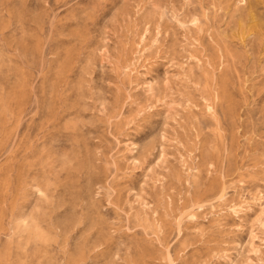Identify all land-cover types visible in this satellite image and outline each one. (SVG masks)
I'll use <instances>...</instances> for the list:
<instances>
[{
	"label": "rangeland",
	"instance_id": "374dc122",
	"mask_svg": "<svg viewBox=\"0 0 264 264\" xmlns=\"http://www.w3.org/2000/svg\"><path fill=\"white\" fill-rule=\"evenodd\" d=\"M0 264H264V0H0Z\"/></svg>",
	"mask_w": 264,
	"mask_h": 264
},
{
	"label": "bare ground",
	"instance_id": "6f19581e",
	"mask_svg": "<svg viewBox=\"0 0 264 264\" xmlns=\"http://www.w3.org/2000/svg\"><path fill=\"white\" fill-rule=\"evenodd\" d=\"M145 38V37H144ZM138 55V54H137ZM138 64V63H137ZM134 66V65H133ZM133 68V67H132ZM131 69V68H130ZM129 70V69H128ZM133 70H129V72L131 73ZM135 71V70H134ZM135 73V72H134ZM139 73V72H138ZM225 200V196L223 194L220 195L219 197V201H224ZM238 208H240V206H236V205H231L229 207L230 211L233 213H236ZM192 216V215H191Z\"/></svg>",
	"mask_w": 264,
	"mask_h": 264
}]
</instances>
